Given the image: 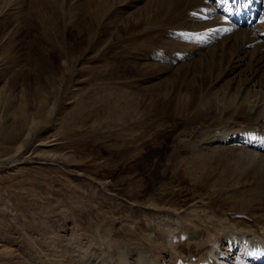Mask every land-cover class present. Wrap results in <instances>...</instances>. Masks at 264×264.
<instances>
[{"label":"rangeland","instance_id":"rangeland-1","mask_svg":"<svg viewBox=\"0 0 264 264\" xmlns=\"http://www.w3.org/2000/svg\"><path fill=\"white\" fill-rule=\"evenodd\" d=\"M217 3L0 0V264H264L261 42L230 45L264 9Z\"/></svg>","mask_w":264,"mask_h":264},{"label":"bare ground","instance_id":"bare-ground-1","mask_svg":"<svg viewBox=\"0 0 264 264\" xmlns=\"http://www.w3.org/2000/svg\"><path fill=\"white\" fill-rule=\"evenodd\" d=\"M163 1V0H162ZM170 4H172V0H168ZM201 1H204V0H201ZM222 0H216V3L218 4V7H214L215 9L212 11V12H216L217 13H220L223 15V17H227L228 20H232V16H234L236 13H237V10L234 11V9L231 10L232 6H230V8L227 9V6L221 2ZM242 1H246V0H236V3L238 4V2H242ZM255 2V4L257 5V7L255 6H252L251 10H249L248 12H246V8L244 9H239L240 13H245L246 15L248 14L246 20H245V23L244 25H248L250 20L252 19V16L253 18L255 16H257L258 14L261 13V10L264 9V0H252ZM215 2V1H214ZM198 3V2H197ZM179 5V4H178ZM219 9V10H218ZM231 10V11H230ZM213 13V14H214ZM264 13V11H263ZM242 18L243 15H241ZM226 19V18H225ZM225 19L224 18H221V21H222V25H224V22H225ZM211 20V19H210ZM220 21L219 18L215 19L214 17L212 18V21L214 23H217V21ZM263 24H262V29L259 30V31H256L258 32V35H254V33H252L251 31H246V32H243L241 36H235L234 35V38H231L230 42H231V46L235 49V53L236 55L241 51L240 55L244 54V52H246L248 49H245L244 47H247L249 46L250 44H253V43H256L257 41H260L261 42V45H258L256 47V51H255V55H258L259 54V57L258 59H254L252 64H253V74L252 76L255 77L257 76V69H259L260 67L264 66V43H262L261 40L264 39V20H262ZM261 22V23H262ZM207 25V24H206ZM226 27V26H224ZM229 28V27H228ZM227 28V29H228ZM220 29V28H219ZM221 31V30H220ZM227 31V30H225ZM229 31V30H228ZM227 31V32H228ZM214 32V31H213ZM226 32V33H227ZM231 32V31H230ZM223 33H224V30H223ZM203 34V33H202ZM212 34V33H211ZM214 34V33H213ZM212 36V35H211ZM219 36V35H218ZM221 36V35H220ZM215 37V36H214ZM217 38V37H215ZM204 40V39H203ZM226 40V39H225ZM225 42H228V41H225ZM230 46V47H231ZM243 51V52H242ZM238 56V55H237ZM263 62V63H262ZM262 64V65H261ZM260 65V66H259ZM259 66V67H258ZM252 71V70H251ZM251 74V73H250ZM251 76V75H250ZM238 109V108H237ZM236 109V110H237ZM235 110V112H236ZM239 112L240 113H252L253 116L249 119V125H247V129L250 130V127H252L253 129L257 126V127H260V128H263L262 129V135H264V126H261L263 124H260V121L261 119L264 121V106H261V107H258V108H247L246 106H244V108H240L239 109ZM233 115H234V112H229L227 114V121L232 119L233 118ZM227 136V134H226ZM261 137V136H260ZM262 140V138H260ZM259 140V139H258ZM258 148V147H257ZM263 149H264V146H263ZM260 152H263V150H260ZM263 158V157H262ZM263 162V161H262ZM258 250V249H256ZM261 250V249H259ZM262 252V251H261ZM263 254V253H262ZM254 255V254H253ZM263 256V255H262ZM261 256V257H262ZM208 257V256H207ZM207 257H205L204 259H206ZM209 258V257H208ZM264 258V257H263ZM208 261V260H207ZM203 262V261H202ZM205 263V262H204ZM234 263V262H233ZM206 264V263H205Z\"/></svg>","mask_w":264,"mask_h":264}]
</instances>
